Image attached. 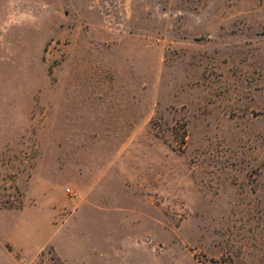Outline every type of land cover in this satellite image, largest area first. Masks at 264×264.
Wrapping results in <instances>:
<instances>
[{
  "label": "rangeland",
  "instance_id": "rangeland-1",
  "mask_svg": "<svg viewBox=\"0 0 264 264\" xmlns=\"http://www.w3.org/2000/svg\"><path fill=\"white\" fill-rule=\"evenodd\" d=\"M0 264H264V0H0Z\"/></svg>",
  "mask_w": 264,
  "mask_h": 264
},
{
  "label": "crops",
  "instance_id": "crops-1",
  "mask_svg": "<svg viewBox=\"0 0 264 264\" xmlns=\"http://www.w3.org/2000/svg\"><path fill=\"white\" fill-rule=\"evenodd\" d=\"M13 243H14L13 245H15V246H13V248L17 249V251L22 250V246L19 242L13 241Z\"/></svg>",
  "mask_w": 264,
  "mask_h": 264
},
{
  "label": "built area",
  "instance_id": "built-area-1",
  "mask_svg": "<svg viewBox=\"0 0 264 264\" xmlns=\"http://www.w3.org/2000/svg\"><path fill=\"white\" fill-rule=\"evenodd\" d=\"M67 191H69V189H67Z\"/></svg>",
  "mask_w": 264,
  "mask_h": 264
}]
</instances>
